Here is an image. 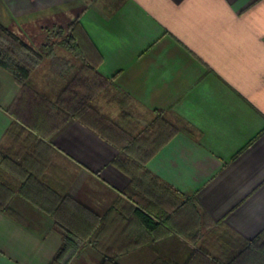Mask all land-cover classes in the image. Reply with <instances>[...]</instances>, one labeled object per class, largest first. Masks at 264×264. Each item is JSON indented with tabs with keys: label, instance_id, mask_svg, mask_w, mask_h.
<instances>
[{
	"label": "crops",
	"instance_id": "crops-1",
	"mask_svg": "<svg viewBox=\"0 0 264 264\" xmlns=\"http://www.w3.org/2000/svg\"><path fill=\"white\" fill-rule=\"evenodd\" d=\"M75 17L91 64L108 79L90 106L111 121L126 113L140 128L159 111L174 132L147 168L237 237L264 232V0H0V22L27 42ZM82 65L54 45L28 81L54 99ZM17 92L0 67V148L8 146L6 107ZM93 100L116 105V114ZM43 140L70 180L69 196L100 214L124 196L129 177L112 164L118 149L90 127L69 118ZM10 207L25 221L0 210V264H49L62 243L51 219L19 194ZM112 239L134 238L116 231ZM199 245L169 232L113 256L118 264H198ZM102 258L84 243L68 264Z\"/></svg>",
	"mask_w": 264,
	"mask_h": 264
},
{
	"label": "trees",
	"instance_id": "trees-1",
	"mask_svg": "<svg viewBox=\"0 0 264 264\" xmlns=\"http://www.w3.org/2000/svg\"><path fill=\"white\" fill-rule=\"evenodd\" d=\"M83 39L76 17L66 28L47 32L36 48L0 22V67L10 72L18 85L6 107L13 119L6 130L8 146L0 148V210L24 222L10 207L11 199L19 194L51 219L62 243L49 264H68L84 243L102 253L99 264H118L114 253L169 232L200 242L192 256L198 264H264V232L248 240L237 237L211 221L194 196L173 188L147 168V159L174 132L159 111L147 127L140 128L126 113L118 122L111 121L90 106L108 79L91 64ZM54 45L72 53L83 65L81 75L51 99L38 91L28 76ZM69 118L78 119L114 145L118 154L112 164L129 177L124 196L102 214L68 195L70 180L63 177L66 173H58L60 166L51 163L52 149L49 151L43 140ZM116 231L118 236H133V242L116 244L112 239Z\"/></svg>",
	"mask_w": 264,
	"mask_h": 264
},
{
	"label": "rangeland",
	"instance_id": "rangeland-1",
	"mask_svg": "<svg viewBox=\"0 0 264 264\" xmlns=\"http://www.w3.org/2000/svg\"><path fill=\"white\" fill-rule=\"evenodd\" d=\"M6 26V25H5ZM67 24H64L62 23V26H54V27H46L44 28V35L41 36V35H38V36H30L29 39H28V42H33L34 44L37 43V44H40L44 37H45V34L49 31H51V33H54L56 31V29L58 27H62V29L66 28ZM8 27V26H7ZM11 29V28H10ZM12 30V29H11ZM13 31V30H12ZM15 32V31H14ZM16 33V32H15ZM18 34V33H17ZM23 37V36H22ZM93 104L104 114L112 117L116 114L117 112V107L116 105H109V106H106V105H103V103H98L96 102V100H93Z\"/></svg>",
	"mask_w": 264,
	"mask_h": 264
}]
</instances>
